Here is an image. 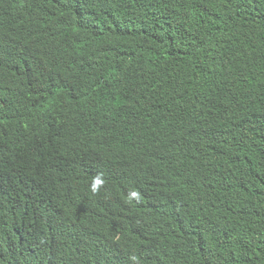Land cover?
I'll list each match as a JSON object with an SVG mask.
<instances>
[{"label":"trees","instance_id":"16d2710c","mask_svg":"<svg viewBox=\"0 0 264 264\" xmlns=\"http://www.w3.org/2000/svg\"><path fill=\"white\" fill-rule=\"evenodd\" d=\"M0 264H264V0H0Z\"/></svg>","mask_w":264,"mask_h":264},{"label":"clouds","instance_id":"9594fccd","mask_svg":"<svg viewBox=\"0 0 264 264\" xmlns=\"http://www.w3.org/2000/svg\"><path fill=\"white\" fill-rule=\"evenodd\" d=\"M159 176L163 177L161 172H159ZM159 180H160V178L156 177V178H153V179L149 180L147 183H143L142 184L143 186L137 192H134L135 198L137 200L140 198L139 194L141 193L142 190H144V189H153L155 184H156V182L159 181Z\"/></svg>","mask_w":264,"mask_h":264}]
</instances>
